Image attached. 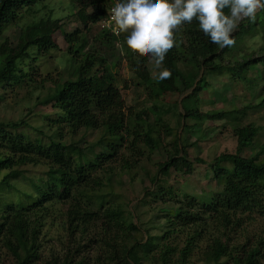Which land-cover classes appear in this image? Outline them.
Masks as SVG:
<instances>
[{
  "label": "trees",
  "instance_id": "obj_1",
  "mask_svg": "<svg viewBox=\"0 0 264 264\" xmlns=\"http://www.w3.org/2000/svg\"><path fill=\"white\" fill-rule=\"evenodd\" d=\"M42 1L0 0L1 89L32 85V74L40 57L58 50L53 34L61 31L62 24L51 16L26 24L14 44L3 36L7 28L21 21L23 12ZM75 1L78 9L74 15L82 28L89 31L91 25L97 24L99 32L91 52L80 35L82 30L76 28L63 33L66 52L73 54L77 62L74 74L60 85L50 87L44 97H37L40 104L52 102L55 112L44 115L43 119L54 134L47 135L26 118L0 120V250H7L12 264H188L205 239L200 258L209 264H264V229L247 230L253 224L264 225V159L260 158L264 154V142L255 150V137L261 127L252 122L239 125L240 116L250 105L202 112L199 107L203 100L198 97L207 86V75L228 72L233 83L247 81L251 88L258 87L257 103L252 108H264V84L257 85L258 81L264 82V27L261 26L264 9H259L248 24L240 23L233 35L234 44L259 37L261 51L257 55L242 54L232 46L219 48L195 20L178 26L174 30V47L162 64L171 76L160 81L156 72L151 75L148 69L147 62H153L151 56L127 47L126 33L115 35L109 28L100 27L111 0ZM112 42H120L125 49L130 66L146 86L151 101L160 102L169 93L180 99L172 106L163 102L138 110L126 106L116 85L112 68L115 63L104 54ZM101 44L106 47L97 53L98 48L103 49ZM259 66V79H254L255 83L247 72ZM199 74L201 77L196 80ZM40 88L36 85L34 90ZM179 106L182 111L178 110ZM150 112L155 124L163 125L167 133L172 129L166 125L164 116L172 112L184 136L189 132L192 135L204 120L231 121L234 128L229 136L233 138L234 149L220 152L209 162L199 157L189 158L187 149L200 141V132L196 135L198 140L192 143L185 138L181 141V135L177 134L174 152L170 153L147 123ZM89 130L100 131V135L81 147L74 136ZM66 134L69 141L63 139ZM141 145L150 153L160 154L159 171L173 169L189 177L200 164L206 167L205 178L218 183L224 180L222 190L206 192L198 198L164 189L159 185L157 172L150 176L145 164L140 162L144 153ZM95 149L96 154L90 156ZM246 151L248 155L244 154ZM26 166L42 167L43 171L28 178L24 175ZM134 166L151 181V188L143 190L138 203L154 205L159 210L156 222L144 228L140 217L134 215L137 222L128 221L124 205L116 203L113 195L101 192L110 188L116 174L132 181ZM19 178L28 180V190L11 183ZM3 190L12 197L5 199ZM58 204L66 208H55ZM128 213L133 216L132 212ZM48 224L60 228L62 233L57 235L60 248L54 251L49 247V259L40 263L43 228ZM93 250L98 251L88 256ZM3 259L1 254L0 263Z\"/></svg>",
  "mask_w": 264,
  "mask_h": 264
},
{
  "label": "rangeland",
  "instance_id": "obj_2",
  "mask_svg": "<svg viewBox=\"0 0 264 264\" xmlns=\"http://www.w3.org/2000/svg\"><path fill=\"white\" fill-rule=\"evenodd\" d=\"M115 0H111L113 2ZM78 9L77 2L75 0H43L40 5L33 7L27 12H23V18L21 21L17 22L15 25L10 26L3 32V36L9 40L10 43L14 44L17 41L20 30L29 22L39 20L40 18H46L51 16L56 19H60L61 31H57L53 34V40L57 44L58 50L51 51L49 55L45 57L42 56L39 59L38 68L33 72V83L27 87H14L11 90L10 86H6L5 89L0 87V120L11 121L18 120L21 118H26L34 127L42 129L47 135H53L52 131L49 130L44 115H53L52 102L49 104H40L39 98L44 97L49 92L50 87L60 85L67 78L71 77L75 71V57L73 54L66 52L67 43L63 38V33H71L76 28L82 30L81 37L85 40V45L87 51H92L93 44H97L94 39L97 37L99 32V27L97 24L90 26L89 31L82 28L81 24L77 20L74 13ZM246 24L250 20H244ZM242 21V22H244ZM241 22V23H242ZM264 27V22L261 24ZM237 30L233 33L236 34ZM255 31V30H254ZM252 31V32H254ZM125 34V33H124ZM99 43V42H98ZM103 49L98 48L97 53L102 52L106 44H101ZM112 47L104 51V54L109 57L111 61L115 63L112 67L113 72L116 74L117 83L121 95L125 101L126 106H134V109H140L143 107H148L151 103L159 105L168 104L173 105L180 98H177L176 94H166L163 96V100L160 102L151 101L149 97L148 90L144 83L136 76L132 67L130 66L129 60L126 58L125 49L121 48L120 42H112ZM100 45H98L99 47ZM234 49H238L242 54H253L257 55L261 50V42L259 37L248 39L245 38L244 41L238 40L236 44L232 45ZM81 57V56H79ZM148 69L151 72V75H154L156 70L154 69V63L149 61L147 62ZM224 74H210L206 76L207 86L199 93V98L203 100V103L200 105L199 110L206 112L209 110H222L229 108L240 109L244 106H249L250 108L245 109V114L241 115V120L239 125H245L249 122L254 123L257 127H261L259 133L255 137L256 146L255 150L258 151L259 145L264 142V108L253 109L252 106L257 103L255 99L259 88H251V84L247 81L242 84L233 83L232 77L228 72H223ZM260 66L257 67L252 72H247V76L253 80L259 79ZM201 74L197 77L196 80L200 79ZM254 82L256 83V81ZM264 82L258 81L257 85H263ZM36 85L41 86L40 89H35ZM138 85V87H137ZM256 85V84H255ZM163 102V103H162ZM172 104V105H171ZM167 107V105H165ZM133 109V108H132ZM178 110L182 111L180 106ZM147 123L150 124L152 133L155 137H158L160 144L169 150V152H174V146L176 144L177 134L181 135V141L185 140L188 143H192L197 139V136L202 132V137L195 147L187 149V156L189 158H203L206 162H209L213 157L220 152L227 150L232 151L234 149L233 138L229 136L234 125L231 121H210L204 120L200 122L199 127H195L194 130L189 132L187 136H184L185 133L182 132V129L179 127L177 122V117L172 115V112L164 116L166 125L171 127V132L167 133L163 125L155 124L154 115L152 112L147 117ZM224 123V126H223ZM224 127V128H222ZM54 129V127H52ZM65 130H63L64 132ZM32 135H35L31 131ZM100 135V131L89 130L86 132H79L74 136V141L79 142L78 144L81 147H85L86 143L94 142ZM84 137V139H82ZM64 141H69L70 136L68 134L63 138ZM84 141V143H83ZM187 142H184L186 144ZM178 143V142H177ZM144 153L141 155V163L145 164V169L149 172V175L152 176L155 172L158 174L159 185L164 189L169 190L170 192L177 193H188L190 195H195L198 198H201L206 192H219L222 190L224 180H221V183L214 181L212 179H207L203 176V173L206 169L203 165H198V169H195L192 176L185 177L181 173L169 169V171H159L157 164L161 162V156L156 151L153 153L148 152V149L145 145H141ZM163 150V149H162ZM97 152V149L92 153L93 156ZM150 153V154H148ZM244 154L248 155L246 151ZM148 156L149 159L147 158ZM261 159H264V154L260 156ZM83 161L86 162V158L82 157ZM24 169V175L28 178L40 174L43 171L42 167L35 166H26ZM133 180L129 181L128 177L124 176L121 178L120 175H115L111 180L110 188L106 187L101 192L107 193L108 196H114V201L121 205H124V211L128 221L137 222L135 216H138L142 219L143 228L147 225H152L156 222V216L159 215V210L154 205L147 206L144 203H138L143 190L146 188H151V181L149 177L137 166H134L132 169ZM19 180L12 181V184H15L20 189H29L28 180ZM121 180V182H120ZM105 182V180L103 179ZM106 183V182H105ZM108 185V184H107ZM5 199L11 198V193L3 190L1 192ZM83 202V199H82ZM55 208L60 210L65 209L61 205H55ZM135 209V210H134ZM132 212L133 216H129L128 212ZM58 214V211H57ZM56 215V213H55ZM135 215V216H134ZM264 229V225L253 224L249 226L247 230L259 231ZM62 233L57 224L51 225L48 224L43 228V237L41 238L42 248L40 249L41 261L49 259L50 248L57 251L60 248V243L57 240V235ZM204 235V234H203ZM206 235H208L206 233ZM235 239V238H234ZM206 245V240L199 243V248H197L192 255L190 256V262L188 264H209L204 258H200L201 251L200 248H204ZM95 251L88 252V256L95 255ZM4 258L0 264H12V256L7 252L6 249L0 250V256ZM86 255V253H84Z\"/></svg>",
  "mask_w": 264,
  "mask_h": 264
},
{
  "label": "clouds",
  "instance_id": "obj_3",
  "mask_svg": "<svg viewBox=\"0 0 264 264\" xmlns=\"http://www.w3.org/2000/svg\"><path fill=\"white\" fill-rule=\"evenodd\" d=\"M264 0H117L110 9L109 26L126 33L129 49L150 55L156 78L171 76L162 64L174 47V30L195 20L210 41L223 49L234 45L240 23L255 18ZM227 10V11H225Z\"/></svg>",
  "mask_w": 264,
  "mask_h": 264
},
{
  "label": "built area",
  "instance_id": "obj_4",
  "mask_svg": "<svg viewBox=\"0 0 264 264\" xmlns=\"http://www.w3.org/2000/svg\"><path fill=\"white\" fill-rule=\"evenodd\" d=\"M116 2H117V0L111 2L112 3L111 6L107 9L106 15L104 16V18L100 22V27L101 28L107 27L115 35L119 34V31L115 28V25L114 24H112L111 26H109V23L108 22L110 21V15H111L110 9L115 5Z\"/></svg>",
  "mask_w": 264,
  "mask_h": 264
}]
</instances>
